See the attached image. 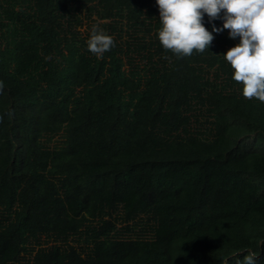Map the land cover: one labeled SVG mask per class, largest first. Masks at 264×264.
I'll use <instances>...</instances> for the list:
<instances>
[{
  "label": "trees",
  "instance_id": "obj_1",
  "mask_svg": "<svg viewBox=\"0 0 264 264\" xmlns=\"http://www.w3.org/2000/svg\"><path fill=\"white\" fill-rule=\"evenodd\" d=\"M159 19L0 0V264H264V102L223 56L240 38L204 14L209 49L176 55Z\"/></svg>",
  "mask_w": 264,
  "mask_h": 264
},
{
  "label": "clouds",
  "instance_id": "obj_2",
  "mask_svg": "<svg viewBox=\"0 0 264 264\" xmlns=\"http://www.w3.org/2000/svg\"><path fill=\"white\" fill-rule=\"evenodd\" d=\"M159 8L158 39L165 50L191 56L193 50H208L214 36L204 27V14L210 20L222 19L223 27L212 32L229 30V39L240 43L224 56L234 69L233 80L243 85L246 99L264 102V0H156ZM223 11V16L220 14ZM115 47V40L99 25H93L87 50L102 58ZM4 87L0 82V90ZM258 255L249 250L238 264H256Z\"/></svg>",
  "mask_w": 264,
  "mask_h": 264
}]
</instances>
